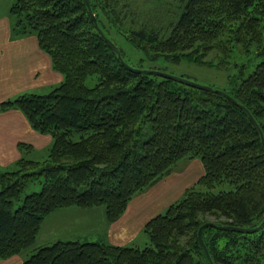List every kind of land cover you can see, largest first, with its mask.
<instances>
[{
    "label": "trees",
    "instance_id": "obj_1",
    "mask_svg": "<svg viewBox=\"0 0 264 264\" xmlns=\"http://www.w3.org/2000/svg\"><path fill=\"white\" fill-rule=\"evenodd\" d=\"M89 8L118 53L97 31L84 0H14L10 6L14 33L36 35L62 79L48 93L24 92L0 103L1 110L16 107L52 139L45 158L22 156L16 170L0 171V259L211 264L197 238L199 226L210 221L261 225L250 233L206 226L201 239L212 264H264V0H179L163 38L152 26L133 24L128 0H89ZM235 48L258 62L246 76L240 65L227 77L228 87L212 86L219 91L128 67L159 69L145 64L162 57L226 68ZM191 158L201 161L203 174L147 220L145 243L77 237L36 246L42 220L54 211L102 208L112 222L134 194ZM34 179L40 189L22 196ZM228 183L231 189L212 191Z\"/></svg>",
    "mask_w": 264,
    "mask_h": 264
},
{
    "label": "crops",
    "instance_id": "obj_2",
    "mask_svg": "<svg viewBox=\"0 0 264 264\" xmlns=\"http://www.w3.org/2000/svg\"><path fill=\"white\" fill-rule=\"evenodd\" d=\"M11 24L6 14L0 18V103L24 90H36L59 82L61 72L52 68L51 58L38 46L35 35L19 38L9 36ZM49 135L33 129L16 107L0 109V165L10 164L20 158V144L32 149L49 146ZM198 158L181 162L174 171L157 180L145 190L134 194L123 213L107 222L102 208L64 207L58 209L61 236L39 240L43 223L38 231L36 246L49 244L56 239L86 238L105 240L110 244L125 245L146 242L143 226L155 215L163 212L170 203L178 200L184 190L191 187L203 174ZM53 214V213H52ZM51 215V214H50ZM20 254L0 259V264H21Z\"/></svg>",
    "mask_w": 264,
    "mask_h": 264
},
{
    "label": "rangeland",
    "instance_id": "obj_3",
    "mask_svg": "<svg viewBox=\"0 0 264 264\" xmlns=\"http://www.w3.org/2000/svg\"><path fill=\"white\" fill-rule=\"evenodd\" d=\"M130 3V6L135 10V16L133 24L138 25L139 22L145 23L148 27L152 26L155 29H158L161 37H165L169 34L171 22H174L176 14L173 13V11H177L175 6L179 2V0H128ZM14 2V0H0V18H3L4 16H8L10 26L9 36L11 38H19L22 36H29L34 34H22L21 36H17V34L14 33L13 27L16 25L15 22L17 20L16 16L10 12V6ZM129 22V19H127ZM130 23V22H129ZM36 36V35H35ZM126 49L130 51L132 56H135L136 54L132 48L129 46H126ZM133 52H132V51ZM208 56V58H210ZM258 57H255L252 53H245L238 51V49H234V52L230 55V58L228 61L230 62L226 68H217L215 66H204V65H198L196 63L186 61V60H179L175 61V63L163 60L162 57L152 59L150 63L145 64L148 65H154L158 67L161 71H165L168 74H171L173 76H182L184 78H189L193 80L194 82L198 84L207 85L210 87H216V88H223L228 87V79L227 77L229 75L235 74L238 67L242 64H244V76H246L249 71H251L255 64L258 62ZM62 79V78H61ZM61 79L59 82L47 84L46 86H43L42 88L36 89V90H24L19 93L14 94L10 98L7 99H13L16 96L23 94L24 92L28 93H41L45 94L48 93L49 90H51L53 87L59 85L61 82ZM96 79L93 78H87L86 84L88 86H93ZM52 142V140H51ZM50 142V144H51ZM50 145L39 147L38 149H32L28 150L27 148L19 147L21 156L20 157H32V159L35 160H41L45 158L48 154L47 148H49ZM19 159V158H18ZM17 159V160H18ZM7 164V165H0V171H14L19 166L16 164V161ZM24 191L22 192V196L25 194H28L31 191H37L40 189V183L37 179H34L33 181L28 182L26 186H24ZM197 188L203 189L199 186ZM232 185L228 184H221L216 185L215 188L212 189L213 192H218L219 190H228L231 189ZM43 230L42 234L43 236L40 237L39 240H42L44 236L48 238H54L57 236H61L60 233V223H65L63 219L59 220V211H54L53 214L47 215L43 220ZM37 240V239H36ZM142 244V243H139Z\"/></svg>",
    "mask_w": 264,
    "mask_h": 264
},
{
    "label": "water",
    "instance_id": "obj_4",
    "mask_svg": "<svg viewBox=\"0 0 264 264\" xmlns=\"http://www.w3.org/2000/svg\"><path fill=\"white\" fill-rule=\"evenodd\" d=\"M84 1H85V4H86L87 9L89 11L90 19H91V21L92 20L94 21V25H95L97 31L101 34V36L103 38H105L106 43H108V45L111 47V49L114 52H117L118 53L117 46H115L114 43H112L108 38H106L103 35V32H101L100 28L98 27L97 22L95 20L94 13L89 8V0H84ZM118 55H119V58H120V54H118ZM125 66H126V64H125ZM128 67H130L131 70L134 71V72H140V73L143 72V73L150 74V75H153L154 74V75H157V76H161L163 78L166 77V78H169V79H171L173 81H178L180 83H183V84H185L187 86L190 85L192 87H196V88H199V89L201 88V89H204L206 91H212V90L213 91H219V90H217V89H215L213 87H210V86H207V85H203V84H198V83L194 82L193 80H191L189 78L187 79V78H184L182 76H173L171 74L166 73L165 71L163 72V71L158 70V69H154V68H152V69H147V68H141V69H139V68H134V67H131V66H128ZM246 112H247V110H246ZM247 115H248L249 119H251V121H252L253 125L256 127L257 131H259L261 133V131H260V129H259V127H258V125H257V123L255 121V119L252 118V116H251V114L249 112H247ZM206 226H213V227H215L217 229L218 228H220V229H230L231 228V229H233L235 231H238V232H241L242 231V232L250 233V232L255 231L261 225L255 226L253 228L242 227V226L241 227H237V226H233V225H230V224L229 225H218L217 226V225H215L214 223H212L210 221H206V223H203L202 225H200L199 226L200 228L198 229V232H197V238L199 239V242H200L203 250L205 251L206 257L208 258L209 262L212 264V262L210 261V257H209L208 250H206V247L204 245L203 239H201V232H202V230L204 228H206Z\"/></svg>",
    "mask_w": 264,
    "mask_h": 264
}]
</instances>
